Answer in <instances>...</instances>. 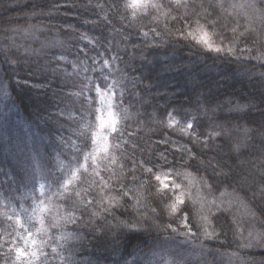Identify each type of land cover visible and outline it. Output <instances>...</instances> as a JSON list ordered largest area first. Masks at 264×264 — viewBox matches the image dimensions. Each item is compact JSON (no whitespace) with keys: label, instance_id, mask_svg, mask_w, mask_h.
<instances>
[{"label":"trees","instance_id":"1","mask_svg":"<svg viewBox=\"0 0 264 264\" xmlns=\"http://www.w3.org/2000/svg\"><path fill=\"white\" fill-rule=\"evenodd\" d=\"M157 1V7L136 13L125 7L129 0H0V74L21 121L42 141L33 148L37 146L45 172H31L32 158L0 138V264H6L8 247L23 249L29 239L35 241L31 250L42 249L50 264H63L53 247L76 264H147L163 241L177 240L176 232L144 230L150 220L136 219L119 192L142 189L149 216L158 207L162 216L155 223L167 222L169 202L155 177L182 170L204 181L214 195H238L264 233V37L241 31L243 35L235 33L240 42L231 52L209 51L188 37L179 4ZM202 2L208 0H189L188 5L198 8ZM28 29L37 31L46 48L23 53L15 34ZM104 60L108 68H103ZM97 88L112 95L120 116L108 139L118 178L104 189L108 209L116 206L114 216L99 211L98 199L91 196L97 191L87 187L88 176L79 168L92 144L81 130L93 118L87 94L93 98ZM61 142L72 150L62 155L66 172L56 173L55 151ZM149 160L154 167L145 164ZM148 167H153L151 173ZM70 176L77 181L64 203L75 210L72 216L87 221L97 212L95 223L102 225L107 218L108 225L96 231L82 225L73 233L78 239L65 240L62 235L75 227L64 222L72 212L62 210L58 228L50 227L51 219L39 220L36 190L40 180L59 189ZM77 192L80 204L74 202ZM88 200L94 204L85 209ZM232 217L219 213L210 219L220 252L239 246L243 222ZM118 223L128 226L116 227ZM254 256L264 262V253ZM211 261L218 264L215 257Z\"/></svg>","mask_w":264,"mask_h":264},{"label":"rangeland","instance_id":"2","mask_svg":"<svg viewBox=\"0 0 264 264\" xmlns=\"http://www.w3.org/2000/svg\"><path fill=\"white\" fill-rule=\"evenodd\" d=\"M188 1H175L181 8L180 15L187 22L186 33L190 39L209 51L216 52L211 50L215 48H220L221 51L233 50L240 42L241 37L235 33H241V31L252 32L258 37L259 35L264 37V0H208V3L202 2L198 8L190 7ZM140 3L148 6L132 9L134 12L144 13L151 8H155L151 5L158 6L157 0H140ZM205 33H207V44L202 41ZM227 34H230V37L226 39ZM15 36L19 48L25 55L46 48V45L38 42L37 31L34 29L18 31ZM101 93L104 92L101 91ZM93 95L94 97L91 98L89 93L87 94L88 102L93 104L92 121L88 119V122L81 126V130L87 132L91 137V153L83 158L79 168L88 176L87 187L97 191L91 196L98 199L99 211L105 212L104 209L111 207V204L104 198V189L117 181L118 173L114 172L116 167L113 160L115 159L108 155V139L113 132L112 127L107 123L109 109L97 92ZM108 95L112 97L111 94L108 93ZM111 111L117 125L120 116L114 106L113 98ZM101 120L105 121L103 126H101ZM0 138L16 146L22 155L26 154L27 159L32 158L33 167L30 170L31 172L45 173L41 169L37 151H35L38 148L37 146L33 148L35 143L38 145L42 141L35 137L21 121L17 106L13 103L1 74ZM74 142H77V140ZM66 149L72 150L65 142L61 145L59 151H55L56 173L66 172L67 163L62 158L63 153L67 151ZM93 158H95V162ZM114 173L116 178L113 177ZM159 176L160 180L155 181L158 183L159 192L168 200L169 205L174 202L177 195H182L184 204L178 207L183 208L185 205H189L193 219L192 225L188 228L179 227L175 225L176 223H173L168 229L173 233L172 229H176L177 240L167 239L163 241L161 246L156 247V250L150 255V258L146 261L147 264H209L212 262L213 257H215L218 264H264L257 256H254L257 253H264V243H258L260 234L263 232L256 229L255 215L238 195L233 193L214 195L204 181L189 171L182 170L178 173H164ZM40 181L42 183L36 190L39 198L37 205L39 220L42 221L48 218L53 223L59 222L62 210L67 213L72 212V216L75 210H71L68 205H65L64 201L66 194L70 193V186L77 181L76 177L70 176L69 179L63 181L64 184L59 189L56 187L51 188L46 181ZM119 182L123 183V181ZM175 185H179V188H175ZM141 190L139 188L130 189L131 196L129 197L128 206L133 214L137 215L135 216L136 219L140 218L144 221L148 218L150 220L152 216L150 215V217L147 212L148 207ZM75 197L74 202L80 204L82 197ZM167 211L169 213V208ZM219 213L233 215L234 221L243 222L240 225L242 230L236 238L239 246L235 251L220 252L216 248L220 239L213 232L210 219ZM125 228L123 227V229ZM197 232L198 236L195 235ZM205 232L211 234V238L206 237Z\"/></svg>","mask_w":264,"mask_h":264},{"label":"snow or ice","instance_id":"3","mask_svg":"<svg viewBox=\"0 0 264 264\" xmlns=\"http://www.w3.org/2000/svg\"><path fill=\"white\" fill-rule=\"evenodd\" d=\"M173 3H175V0H172ZM99 6V5H98ZM140 6H144L147 7V4H141L140 0H129V2L125 5V7L127 8H131L133 10L137 9ZM152 7H157V5L153 4L151 5ZM114 7L116 8L117 13H119L120 7H119V3H115ZM233 31H235V29H233ZM145 35H147V33H145ZM241 35H243V33H241ZM207 33L204 34V37H202V41L207 44L208 41L206 39ZM80 39H85L88 40L89 44H92V40H90L87 36H81ZM227 39V37H226ZM96 43H99V41H96ZM216 51L217 53H219L221 51L220 48H215V49H211ZM243 50V49H242ZM250 51V49H248ZM232 50L229 49V52H231ZM98 55H101L100 53H97ZM140 55L143 56V52H140ZM119 58V57H117ZM109 67V61L108 60H104L103 62V68H108ZM87 69H85L86 71ZM127 78V77H125ZM106 79V77H105ZM133 85L135 86V82L132 81ZM96 92L98 95L101 96L102 101H104L107 106H108V121L107 123L112 127V131H116L115 125H116V120L113 118V113L111 111L112 108V97L110 95H108L107 92L105 93H101L100 89L97 88ZM128 96H131L133 99H135V93L132 92H127L126 93ZM84 100H81V106L83 107L84 105ZM125 103H131V101H125ZM105 124V121L101 120V126H103ZM193 125L189 124L188 128H192ZM164 143H170L169 141L165 140ZM177 151H179V149H177ZM155 155V153H154ZM159 156L161 159H163L164 163L167 164L168 160L167 157L164 155L163 152L159 153ZM184 156L182 155L180 157L181 160H184ZM94 162H95V158ZM159 161H156V163H158ZM113 163H115V161L113 160ZM152 163L153 167L155 166V164L153 163V161L149 160V161H145V164H149ZM173 166H174V162H173ZM191 166V165H189ZM153 167H148L146 169L147 172L151 173L153 171ZM156 180H160V176H156L155 177ZM163 183V182H162ZM175 188H179V185H175ZM127 188V186L125 185V189ZM76 196H80V193L77 192L75 193ZM119 195L121 197H123V203L126 205L129 203V197L131 196L130 190H124L121 189V191L119 192ZM260 195L261 198H264V188H262L260 190ZM134 198V197H133ZM69 199H71L69 197ZM94 204V200H88L86 202V204H84L85 209H87V207L89 205H93ZM184 204V201L182 199V195H177L175 197V200L172 204L168 205L169 208V216L170 219L165 222L163 220H161V222L159 224H156L155 221H157L158 219L161 218L162 216V212L160 210H158V207H154L151 209V211L153 212V216L150 218L151 222H147L145 223L144 226V230L146 231H167L168 228L171 227V225L173 223L178 224L179 227H183V228H188L190 225H192V213L191 211L187 208V206L180 208L178 207L179 205ZM116 206H113V209H104V211L107 213L108 216H114V210H115ZM180 213H184V215H180ZM83 215V214H82ZM98 216L97 212H91L88 216V220L84 221L82 218H77V217H73L71 215H68L67 217H64V222L65 225H67L68 223H71L73 225H75V227L73 229H71V233L70 234H63L62 235V239L68 240V239H78L79 237L74 236L73 233L76 232L77 230H79L81 228V226H91L93 231L96 230H103L104 226L108 225V221L107 218H105L103 224H96L95 223V218ZM148 220V218H146V221ZM17 224H19V221L16 222ZM136 224H141V221L137 220L135 221ZM127 224H120L118 223L116 225V227H127ZM50 227L57 229L58 228V222L52 223L50 225ZM108 230H111V226L108 227ZM174 232L176 231V229H172ZM6 231V229H5ZM28 231H31L30 229H28ZM39 231V230H38ZM9 235H11V233H9ZM195 235L198 236V232L195 233ZM205 236L208 238H211V234L205 232ZM258 243H264V233L260 234V239L258 241ZM26 246L22 249L19 245H15V246H10L7 249V253H5V261L6 264H50L48 257L47 256H43V250L41 249L39 252L37 251H32L31 249L35 246V241L34 240H26L25 242ZM52 254H54L57 258L61 259L63 261V264H76V262L74 260L71 259V257L68 258H64L62 256H60V253L58 252L57 248L53 247L51 249ZM40 256H43V259H38Z\"/></svg>","mask_w":264,"mask_h":264}]
</instances>
